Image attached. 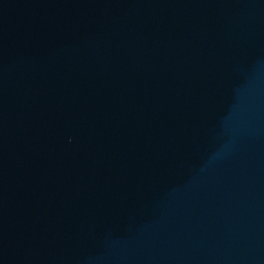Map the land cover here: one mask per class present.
<instances>
[{
	"label": "water",
	"instance_id": "obj_1",
	"mask_svg": "<svg viewBox=\"0 0 264 264\" xmlns=\"http://www.w3.org/2000/svg\"><path fill=\"white\" fill-rule=\"evenodd\" d=\"M52 264H264V0H145Z\"/></svg>",
	"mask_w": 264,
	"mask_h": 264
}]
</instances>
